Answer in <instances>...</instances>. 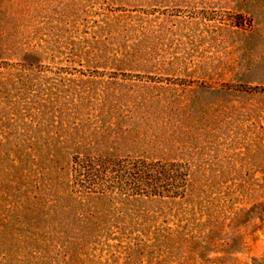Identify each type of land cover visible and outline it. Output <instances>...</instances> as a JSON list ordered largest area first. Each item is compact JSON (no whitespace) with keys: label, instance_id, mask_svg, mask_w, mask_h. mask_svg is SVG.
<instances>
[{"label":"rangeland","instance_id":"1","mask_svg":"<svg viewBox=\"0 0 264 264\" xmlns=\"http://www.w3.org/2000/svg\"><path fill=\"white\" fill-rule=\"evenodd\" d=\"M87 151L192 197L56 205ZM0 264H264V0H0Z\"/></svg>","mask_w":264,"mask_h":264},{"label":"trees","instance_id":"2","mask_svg":"<svg viewBox=\"0 0 264 264\" xmlns=\"http://www.w3.org/2000/svg\"><path fill=\"white\" fill-rule=\"evenodd\" d=\"M190 172L188 165L179 161L122 159L109 151L76 153L68 171L57 167L55 186L65 188L56 192L54 203L102 208L118 203L186 202L194 189Z\"/></svg>","mask_w":264,"mask_h":264}]
</instances>
